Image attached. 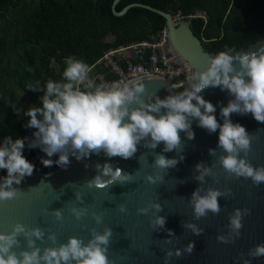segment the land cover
Returning <instances> with one entry per match:
<instances>
[{
  "label": "clouds",
  "instance_id": "clouds-1",
  "mask_svg": "<svg viewBox=\"0 0 264 264\" xmlns=\"http://www.w3.org/2000/svg\"><path fill=\"white\" fill-rule=\"evenodd\" d=\"M205 57V66L192 71L188 85L181 91H169L163 99L155 92L148 93L140 80L97 82L90 75V65L75 56L63 61L59 79L50 78L43 85L38 81L27 84V90L42 93L39 105H30L23 110V115L28 117L25 127L34 131L31 138L6 136L0 141V169L7 173L0 178V202L16 199L21 191L13 184L19 185L35 170V165L23 155L25 141L27 147L39 148L45 154L47 158L41 157L40 161L43 166L55 164L62 169L71 163L70 157L80 161L102 152L108 158L127 160L135 156L138 145L154 150L162 143V152L176 151L178 158L155 153L153 172L145 174L144 180L157 184L163 183L168 169L175 168L184 159L180 134L184 133L188 140L194 139L193 121L209 134L218 132L217 148L222 154L214 163H219L227 178L250 179L255 186L264 183V166H253L247 159L255 137L230 118L232 114H251L257 122L264 123V45L249 51L206 53ZM210 87L219 88L231 97L220 107L222 123L216 118V107L201 95ZM15 111L19 116L21 110ZM209 154L216 156V149H209ZM53 156L57 158L53 160ZM95 167L97 174L85 182L89 188L133 182L134 174L114 168L110 163H97ZM206 177L218 182L214 167L198 162L193 179L199 185L189 198L194 220L206 218L209 213L218 215L221 212L218 198L232 194L231 189L203 187ZM75 199L83 203L80 192L75 193ZM117 207L121 213L127 212L124 204ZM68 211L77 221L88 214L86 207L76 205ZM161 211V204L155 201L137 209L139 214L151 213L153 230L167 231L170 239H165V243L171 244L175 234L165 229L166 218L158 214ZM250 214L248 208L233 209L228 217L227 233L217 235V240L234 243L241 235L243 218ZM51 215L57 221L64 219L60 209H52ZM91 215L97 224L102 223V214L93 212ZM182 224L193 235L203 234L204 229L195 222ZM88 231L90 238L86 242L81 237L69 236L66 242L57 243L56 234L49 230L47 240L52 246L41 249L37 241L45 240V229L15 222L10 231L0 232V264H114L107 255L112 229L105 226L102 232L96 228ZM21 236L27 247L20 248L17 253L14 249L20 246ZM194 247V242L189 241L183 250L167 249L165 264H169L173 256L191 254ZM247 257L241 253L243 264H251L249 258L264 257V243L250 248Z\"/></svg>",
  "mask_w": 264,
  "mask_h": 264
},
{
  "label": "water",
  "instance_id": "water-1",
  "mask_svg": "<svg viewBox=\"0 0 264 264\" xmlns=\"http://www.w3.org/2000/svg\"><path fill=\"white\" fill-rule=\"evenodd\" d=\"M118 1L113 0L112 3V10L116 15L124 14L132 6H141L162 15L166 20L168 44L182 60L188 61L192 71L205 66L206 53H217L205 48L201 39L193 33L189 18H177L170 12L140 2L129 3L117 11L115 5ZM262 45L264 38L249 43L240 50H228L249 51ZM133 80H140L148 93L155 92L161 99L168 95L169 91H181L188 85L174 88L164 77L157 74L142 75L129 81ZM201 95L216 107V118L222 123L220 107L226 105L231 97L227 92L211 87L205 89ZM230 118L234 123L244 126L249 134L255 137L247 159L253 166H264V123L257 122L251 114H232ZM192 130L195 133L192 140H188L184 133L180 134L184 159L175 168L168 169L163 183L152 184L144 180L145 174L153 172L155 153L178 158L176 151L162 152V143L154 150L138 145L135 156L127 160L120 157L108 158L101 152L80 161L70 157L71 163L66 169L57 165L44 169L35 167L31 176H26L19 185L13 184V187L21 191L20 195L14 200L0 202V232L10 231L15 222H21L28 227L39 226L46 232L45 240L37 241L43 249L46 245L52 246L51 241L47 240L49 230L56 234L57 243L66 242L69 236L81 237L86 242L90 238L88 229L96 228L102 232L103 228L108 226L113 234L107 255L114 264H165L164 255L167 249L183 250V246L189 241L195 244L192 253H184L180 257L173 256L169 264H243L241 253L244 258H248L247 252L250 248L264 243V183L255 186L250 179L227 178L219 163H214L222 154V150L217 148L218 132L209 134L205 129L198 127L195 121L192 122ZM209 149H216L217 155L211 156ZM105 162L114 168L119 167L129 174H134L133 182L123 185L114 183L105 188L87 187L85 182L97 174L95 165ZM198 162L213 166L217 173L218 182L206 177L203 187L231 189L232 194L227 198H218L221 206L218 215L209 213L206 218L194 220L189 198L199 185V182L193 179ZM4 176L6 175L0 173V178ZM76 192H80L83 197L82 204L76 201ZM149 201L161 204L163 211L158 214L166 218L165 229H170L175 234V237H171V244L165 243V239H170L167 231L153 230L150 225L151 213L144 215L137 212L138 208L145 206ZM119 204L126 206V213L118 210ZM72 205L86 207L88 214L77 221L68 211ZM235 208H248L251 214L243 218L240 237L234 243H222L216 237L227 233L228 217ZM45 209L48 211L45 212ZM52 209L62 211V222L51 215ZM93 212L102 214V223L95 222L91 215ZM185 221L197 223L204 229L203 234L193 235L183 227L182 222ZM19 239L20 246L14 249L17 253L20 248L27 247L24 238L21 236ZM249 259L251 264H264V257Z\"/></svg>",
  "mask_w": 264,
  "mask_h": 264
},
{
  "label": "trees",
  "instance_id": "trees-1",
  "mask_svg": "<svg viewBox=\"0 0 264 264\" xmlns=\"http://www.w3.org/2000/svg\"><path fill=\"white\" fill-rule=\"evenodd\" d=\"M132 2L189 18L193 33L210 51L240 50L264 38V0H119L115 9ZM112 3L0 0V141L34 131L25 127L23 110L39 105L42 93L27 90V84L59 79L69 56L90 65L106 49L151 39L166 27L165 18L155 11L132 6L116 15ZM15 109L21 110L19 116ZM40 153L25 142L26 159L37 169L48 168L33 161ZM0 173L7 174L2 169Z\"/></svg>",
  "mask_w": 264,
  "mask_h": 264
},
{
  "label": "built area",
  "instance_id": "built-area-1",
  "mask_svg": "<svg viewBox=\"0 0 264 264\" xmlns=\"http://www.w3.org/2000/svg\"><path fill=\"white\" fill-rule=\"evenodd\" d=\"M175 16L184 17L178 14ZM167 35L168 30L165 27L151 39L132 41L106 49L95 62L90 64L92 68L90 75L97 82L112 83L129 81L142 75L157 74L164 77L174 88L187 85L192 73L191 66L170 47ZM32 133L29 132L24 137L31 138ZM41 157L47 158L44 153H40L33 161L41 163ZM55 158L52 157L53 160Z\"/></svg>",
  "mask_w": 264,
  "mask_h": 264
}]
</instances>
